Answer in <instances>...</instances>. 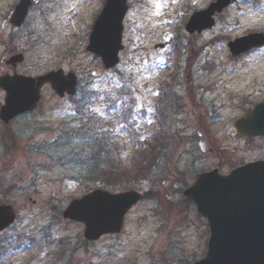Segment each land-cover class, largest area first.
<instances>
[{
  "label": "rangeland",
  "instance_id": "obj_1",
  "mask_svg": "<svg viewBox=\"0 0 264 264\" xmlns=\"http://www.w3.org/2000/svg\"><path fill=\"white\" fill-rule=\"evenodd\" d=\"M212 1L127 0L119 64L105 70L84 50L104 0H33L20 29L8 22L18 0H0V76L35 77L62 69L78 78L75 96L58 98L45 86L34 112L6 128L0 123V203L17 214L0 234L7 250L0 264H192L202 258L206 221L192 204L182 205L181 191L226 156L241 161L264 155V141L248 147L231 138L234 121L264 101V49L233 61L226 47L247 32H264V0H237L211 30L188 35L184 25L190 14ZM16 54L24 60L12 69L6 60ZM173 73L176 83L165 90L161 110L159 86ZM90 90L95 96L85 112L114 121L112 155L121 167L130 168L134 153L144 149L158 161L157 167L145 163L149 173L130 188L157 194L128 212L119 234L96 242L84 240L83 225L61 219L62 210L87 187L73 178L70 166L54 160L70 154L62 137L76 125L75 103ZM3 96L0 89V106ZM123 103L130 114L120 122L116 112ZM6 131L15 139L7 150ZM115 187L107 190L129 189Z\"/></svg>",
  "mask_w": 264,
  "mask_h": 264
},
{
  "label": "water",
  "instance_id": "obj_2",
  "mask_svg": "<svg viewBox=\"0 0 264 264\" xmlns=\"http://www.w3.org/2000/svg\"><path fill=\"white\" fill-rule=\"evenodd\" d=\"M235 1L215 0L206 9L193 12L185 24L186 32L201 33L212 28L214 15L221 14ZM31 2L19 0L9 23L20 28ZM125 5L126 0H106L89 34L85 50L99 56L106 70L119 62ZM262 47L264 33L254 31L227 43L233 60ZM22 61L23 56L18 54L10 56L6 63L14 68ZM76 81L74 73L65 74L61 69L34 78L16 74L0 77V88L6 94L0 107V121L7 125L15 116L33 111L44 85H49L58 97L74 95ZM234 128L243 137H264V103L238 119ZM182 195L207 220L209 232L206 253L193 264H264V161L237 167L227 175H220L216 169L199 174ZM140 199L141 194L134 190L112 194L95 189L72 200L63 210L62 218L83 224L84 239L95 241L104 235L120 233L126 213ZM14 220L12 208L0 205V232Z\"/></svg>",
  "mask_w": 264,
  "mask_h": 264
},
{
  "label": "trees",
  "instance_id": "obj_3",
  "mask_svg": "<svg viewBox=\"0 0 264 264\" xmlns=\"http://www.w3.org/2000/svg\"><path fill=\"white\" fill-rule=\"evenodd\" d=\"M91 92H82L81 97L75 103V117L76 125L72 131L66 136L62 137L65 140L63 146L69 147L70 154L65 157L62 153L58 155L56 160L70 168L74 172V177L79 182H84L87 187V191L91 190L90 184H94L96 188L115 189L117 185H121L120 188H131L133 182L143 180L148 171L145 163L150 161L152 156L151 152L147 149L143 151H137L135 161H132L130 168L121 167L120 160L113 157L112 154H116L115 143L110 137L111 126L114 121L106 119L104 116L99 118L96 116H90L87 114L86 108L88 103L95 94ZM121 110L116 114L119 116L120 122L122 120L127 121L130 114V110L125 108V104L121 105ZM160 116H163L159 113ZM162 117V118H163ZM120 122H116L119 125ZM114 127V126H112ZM9 135V133H8ZM6 141H12L15 143L12 135L5 138ZM151 149L153 145L145 143ZM10 144L4 146L8 148ZM90 183V184H89ZM1 189V185H0ZM155 193H145L144 199L149 196H155ZM7 252L3 246H0V255Z\"/></svg>",
  "mask_w": 264,
  "mask_h": 264
},
{
  "label": "flooded vegetation",
  "instance_id": "obj_4",
  "mask_svg": "<svg viewBox=\"0 0 264 264\" xmlns=\"http://www.w3.org/2000/svg\"><path fill=\"white\" fill-rule=\"evenodd\" d=\"M231 134H232L231 138H235V139L239 140L238 136L235 133H231ZM242 141H244V143L246 142L248 147H251V146L255 145L254 144L255 141L261 142V141H264V139H261V138H255V139L243 138ZM248 147H247V150L252 152L253 150L251 151ZM219 150L224 152V153L229 152L225 147L219 148ZM255 160H264V155H262L260 157L259 156H257V157L255 156L254 158H249L247 160H241V161H230L229 159H227V156H226V161L224 162V161L220 160L215 165V168L220 173L226 174V173L230 172L232 169H234V168H236L238 166L244 165V164H246L248 162H253Z\"/></svg>",
  "mask_w": 264,
  "mask_h": 264
}]
</instances>
